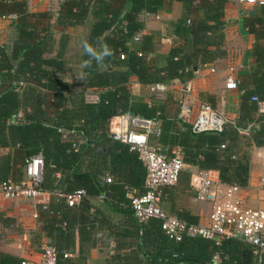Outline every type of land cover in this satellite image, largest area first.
Here are the masks:
<instances>
[{
    "label": "trees",
    "instance_id": "1",
    "mask_svg": "<svg viewBox=\"0 0 264 264\" xmlns=\"http://www.w3.org/2000/svg\"><path fill=\"white\" fill-rule=\"evenodd\" d=\"M174 1L182 3L183 12L171 24L174 39L165 65L160 66L157 41L154 35L142 33L140 14L170 9ZM227 1L62 0L54 15L29 10L27 0H0V17L15 16L10 47L0 45V147L9 148L0 155V182L21 181L26 159L43 155L42 186L51 197L46 206L37 205L41 229L32 234L34 248L43 250L44 235L60 264H88L89 250L97 242L94 234L105 230L120 258L116 264L254 263L251 245L241 239L216 243L183 236L175 240L162 229L160 219L139 221L130 195L145 192L146 168L136 150L111 135L113 118L122 113L156 120L161 131L151 136V142L155 139L152 143L165 152L178 153L186 164L199 169L217 171L224 183H248L249 159L240 152V132L261 124L260 138L254 135L253 142L264 145V110L253 100L254 96L264 100V3L244 18L253 36L252 63L238 76L239 113L229 127L194 133L190 124L182 123L177 130L181 98L169 92L147 101L130 88L131 76L144 85L186 81L194 76L195 67L220 58ZM90 15L94 21L89 31L72 46L68 28L84 24ZM56 31L60 32L57 49ZM137 35L140 39L135 41ZM89 88L99 91L97 101L85 98ZM200 97L216 107L215 97L202 93ZM166 187L163 208L197 223L189 212L175 209L174 192L165 191ZM80 189L85 195L70 206L66 196ZM100 195L108 214L98 206L93 210L91 199ZM1 213L5 229L12 219ZM115 214H122L125 223L113 220ZM22 261L0 250V264Z\"/></svg>",
    "mask_w": 264,
    "mask_h": 264
},
{
    "label": "crops",
    "instance_id": "2",
    "mask_svg": "<svg viewBox=\"0 0 264 264\" xmlns=\"http://www.w3.org/2000/svg\"><path fill=\"white\" fill-rule=\"evenodd\" d=\"M28 8L31 11H51L57 15L62 0H27ZM264 2V0H261ZM260 4V0L255 3L241 2L240 0H228L225 5V26H224V43L222 45L223 54L220 58L212 63L198 67L194 76L190 79L193 82V90L189 94H183L179 91V79H174L167 83L166 90L152 91L151 88L157 84H141L135 76L130 77V88L133 94L142 95L147 101L152 97H165L167 93L173 92L176 97L182 99V103L190 105L191 113L187 116L180 117L175 122V128L180 130L182 123L190 124L196 117L198 107L203 102L200 94L210 95L216 98V109L221 112L225 118V125L228 127L234 123L239 113V96L240 91L228 89L226 81L230 74L238 79L241 72L249 70L252 63V43L253 36L244 24V18L255 13V6ZM183 12V5L180 1H174L170 9H162L156 13L142 12L140 18L144 22L142 33L154 35L157 41L155 49L156 62L163 66L166 63L168 51L172 45L174 34L172 31V22L178 20ZM15 16L0 17V45L10 47L13 36V20ZM94 19L90 15L84 24L76 25L80 31L75 32V26L68 28L71 34V45L76 47L81 42L85 33H87ZM56 49L60 32H55ZM54 51L51 56L55 55ZM234 67L231 71L230 67ZM214 69V71H212ZM59 76L65 77V74L58 73ZM99 91L95 88H89L85 92V98L88 101H97ZM261 124L255 123L248 131L240 132L242 142L240 141L241 153H246L249 159V178L245 186H240L239 195L246 199L247 203L253 208H264V145H256L253 142L255 137L260 138ZM243 143V144H242ZM9 151V148L0 147V155ZM198 167L187 164L182 171L179 181L165 188V191L174 192L175 209H181L189 212L191 217L196 219L197 223H208L210 204L195 199L189 187V175L185 172H191ZM24 171V170H23ZM214 177L219 178L218 172L210 170ZM93 210L98 206L108 214L109 210L103 202V198L96 196L91 199ZM37 210V205L32 200L0 198V212L3 217L12 219L11 224L3 229L0 250L16 255L23 260L36 261L40 257V250L32 246V234L40 233L41 222L38 218L33 217V212ZM92 210V211H93ZM170 212V211H169ZM175 212V211H173ZM104 213V214H105ZM111 216V215H110ZM112 217V216H111ZM113 220L124 222L122 214H115ZM99 228V226H98ZM95 235L96 244L90 248L88 264H116L120 261L116 256L115 243L105 230H101ZM42 247L47 243V238L42 235ZM122 253V252H121ZM118 258V259H117Z\"/></svg>",
    "mask_w": 264,
    "mask_h": 264
},
{
    "label": "built area",
    "instance_id": "3",
    "mask_svg": "<svg viewBox=\"0 0 264 264\" xmlns=\"http://www.w3.org/2000/svg\"><path fill=\"white\" fill-rule=\"evenodd\" d=\"M241 2L255 3L259 0H240ZM260 3L264 2L260 0ZM140 36L134 37L137 41ZM233 71L234 67H230ZM214 71V69H212ZM228 89L237 90L238 80L230 74L226 81ZM164 83L155 84L152 91L166 90ZM194 86L192 80L180 83L179 91L183 94L192 92ZM259 109L264 110V100L254 96ZM191 113L190 105L182 103L180 117ZM115 129L112 137L126 143L131 149L136 150L139 158L146 168L145 192L141 195L131 196V208L139 221L151 218L161 220V227L165 233L175 240H181L183 236H200L216 243L224 239L238 238L252 247L255 256L253 264H260L264 260V208L251 207L246 199L239 195L240 186L227 184L214 177L210 170L197 168L190 172L189 187L195 199L210 204L208 223H189L172 212L166 211L162 206V189L175 185L182 171L187 165L178 153L170 155L161 145L152 143L151 136L160 134L159 122L152 119L133 116L122 113L113 118ZM225 118L221 112L211 104L202 102L195 119L190 123L194 133L210 131L221 132L225 125ZM76 146V145H74ZM44 159L41 153H36L26 159L24 177L15 182L11 179L0 182V198L32 200L36 205L46 206L51 194L42 186ZM111 181V177L107 178ZM85 195L83 189L66 196L70 206H75ZM99 198H104L100 195ZM33 217L38 218L37 210ZM3 226L0 222V243ZM22 264H60L55 250L46 245L36 261L23 260Z\"/></svg>",
    "mask_w": 264,
    "mask_h": 264
},
{
    "label": "rangeland",
    "instance_id": "4",
    "mask_svg": "<svg viewBox=\"0 0 264 264\" xmlns=\"http://www.w3.org/2000/svg\"><path fill=\"white\" fill-rule=\"evenodd\" d=\"M79 29H80V27L78 28L77 26H75V32H77V31L79 32V31H80ZM158 97H159V96H158ZM215 109H216V108H215ZM152 142H156L155 139L152 138Z\"/></svg>",
    "mask_w": 264,
    "mask_h": 264
},
{
    "label": "water",
    "instance_id": "5",
    "mask_svg": "<svg viewBox=\"0 0 264 264\" xmlns=\"http://www.w3.org/2000/svg\"><path fill=\"white\" fill-rule=\"evenodd\" d=\"M198 70V67H195V71H197Z\"/></svg>",
    "mask_w": 264,
    "mask_h": 264
}]
</instances>
